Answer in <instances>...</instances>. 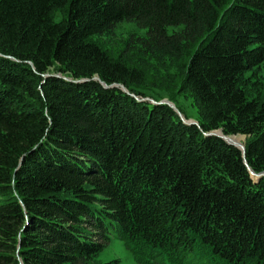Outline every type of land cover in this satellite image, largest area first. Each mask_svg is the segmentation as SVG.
Returning a JSON list of instances; mask_svg holds the SVG:
<instances>
[{
	"label": "trees",
	"instance_id": "16d2710c",
	"mask_svg": "<svg viewBox=\"0 0 264 264\" xmlns=\"http://www.w3.org/2000/svg\"><path fill=\"white\" fill-rule=\"evenodd\" d=\"M263 58L264 0H0V264H264Z\"/></svg>",
	"mask_w": 264,
	"mask_h": 264
},
{
	"label": "rangeland",
	"instance_id": "374dc122",
	"mask_svg": "<svg viewBox=\"0 0 264 264\" xmlns=\"http://www.w3.org/2000/svg\"><path fill=\"white\" fill-rule=\"evenodd\" d=\"M115 27L113 30H111L110 34L107 35H100V36H94L92 38L95 39V41L98 42V44L103 48L105 51H118L123 43L125 42L124 38L125 36L130 34H143V30L137 26H133L132 24H129V22L121 21L120 23L114 25ZM158 62L151 60L148 62V66H154L158 70H160L161 73H173L172 71L176 68L166 62V60L163 61L162 64H159ZM158 72V73H160ZM160 75H163L161 74ZM252 71H246L243 74V77H245L247 80V96L250 97L255 94V81H258V83L261 84L262 88L264 87V58L262 59V63L257 67L255 70H253L254 74H251ZM254 75V76H253ZM156 95H158L160 98L159 100H165L164 95L160 94V92H156ZM148 99V98H147ZM185 108L189 110V108L186 105V101L180 99L179 100ZM241 137V136H239ZM242 143V139H240ZM93 261L96 262H102V261H109V264H136L129 253L128 250H126L121 243V241L117 239H111L108 241L106 245L102 247L101 252L98 255H95L92 258Z\"/></svg>",
	"mask_w": 264,
	"mask_h": 264
},
{
	"label": "water",
	"instance_id": "95a60500",
	"mask_svg": "<svg viewBox=\"0 0 264 264\" xmlns=\"http://www.w3.org/2000/svg\"><path fill=\"white\" fill-rule=\"evenodd\" d=\"M65 79V78H64ZM68 79V78H67ZM67 79H65V80H67ZM92 80H95V79H97V76L95 75V76H92V78H91ZM81 80H84V78L83 79H81ZM80 80V81H81ZM99 83H101L102 84V87H104V88H109V87H118V90H120L121 92H126V90L124 89V87H122V85H118L117 83H112V84H110L109 86H106L104 83H102L101 81H99ZM138 100V99H137ZM140 100H147V102H149L150 104H152V103H161V104H164V105H167V106H169L170 108H172L174 111H175V115L179 118V120H181L182 122H185V123H188V124H195L196 122H194V121H192V120H189V118L188 119H184L183 117H182V115L181 114H179L178 113V111L176 110V108H174V106L172 105V103L171 102H169V101H167V100H158V101H151L150 99H147V97H144V98H141ZM204 135H206V136H209V134H213V135H216V136H218V139H220L222 142H225L226 144H229V145H232V147H234V148H237V149H239L240 151V154L242 155V153H243V151H244V147L242 146V143H239L238 142V144L237 143H234V142H232V140H230V139H228L229 138V136H232V137H237V136H241L240 137V139H242L243 140V137H245L244 135H242V134H237V135H224V134H221V132H220V130L217 128V129H214V130H209V132H207V133H203ZM243 161V160H242ZM244 163H245V161H243ZM246 169H247V167H246ZM247 172H248V174L249 175H251L252 177L253 176H257V174H255V173H252L249 169H247Z\"/></svg>",
	"mask_w": 264,
	"mask_h": 264
},
{
	"label": "bare ground",
	"instance_id": "6f19581e",
	"mask_svg": "<svg viewBox=\"0 0 264 264\" xmlns=\"http://www.w3.org/2000/svg\"><path fill=\"white\" fill-rule=\"evenodd\" d=\"M228 139L232 140V142L237 143V144H238V142L241 143L239 136H237V137L229 136Z\"/></svg>",
	"mask_w": 264,
	"mask_h": 264
}]
</instances>
